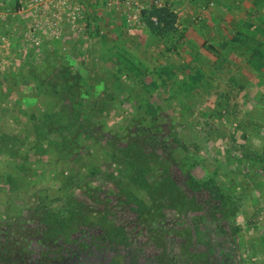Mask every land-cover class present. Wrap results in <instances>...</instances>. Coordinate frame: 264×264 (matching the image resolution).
<instances>
[{
    "label": "rangeland",
    "instance_id": "1",
    "mask_svg": "<svg viewBox=\"0 0 264 264\" xmlns=\"http://www.w3.org/2000/svg\"><path fill=\"white\" fill-rule=\"evenodd\" d=\"M135 1L0 0V264H264V1L223 52Z\"/></svg>",
    "mask_w": 264,
    "mask_h": 264
},
{
    "label": "crops",
    "instance_id": "2",
    "mask_svg": "<svg viewBox=\"0 0 264 264\" xmlns=\"http://www.w3.org/2000/svg\"><path fill=\"white\" fill-rule=\"evenodd\" d=\"M74 1L65 0V3L71 4ZM259 1L257 3H260ZM59 2H63V0H36V6H46L49 3V5L57 7ZM153 2L155 0H136L132 9L137 13H142L145 12V9H149L148 5L151 8H170L177 15L175 26H179V31L184 36L183 40L187 46H191L189 44L193 42L191 39L209 41V43L214 44L220 39L226 40L227 37L223 39L224 32L227 35L228 32L234 31V27L229 29V26H239L243 30L252 25L242 15L243 11L246 12V8L249 7L247 6L249 5L248 0H162L164 5L161 4V6L153 5ZM131 19L136 20L137 17L132 18L131 16ZM72 23H75V21H72ZM222 26H228V31L222 30ZM257 26L255 25L254 28ZM234 29H237V27ZM244 33L247 34V32ZM197 45L200 44L197 42ZM219 45L221 46V44L216 43L215 47L223 52V46L220 48ZM200 49L205 50L204 48Z\"/></svg>",
    "mask_w": 264,
    "mask_h": 264
},
{
    "label": "trees",
    "instance_id": "3",
    "mask_svg": "<svg viewBox=\"0 0 264 264\" xmlns=\"http://www.w3.org/2000/svg\"><path fill=\"white\" fill-rule=\"evenodd\" d=\"M146 15L145 22L149 30L156 35H166L174 31L176 14L168 7H152L149 11L144 12ZM154 18V20H153ZM264 151V149L262 150ZM261 159H264L261 154H259ZM257 161V160H254ZM258 164H264V160L258 162ZM264 167V165H262ZM10 254L9 250L6 252ZM14 253V252H13ZM16 254V253H14Z\"/></svg>",
    "mask_w": 264,
    "mask_h": 264
},
{
    "label": "built area",
    "instance_id": "4",
    "mask_svg": "<svg viewBox=\"0 0 264 264\" xmlns=\"http://www.w3.org/2000/svg\"><path fill=\"white\" fill-rule=\"evenodd\" d=\"M158 1L161 2V0H155V2L157 3V5L161 6V3L158 4Z\"/></svg>",
    "mask_w": 264,
    "mask_h": 264
}]
</instances>
